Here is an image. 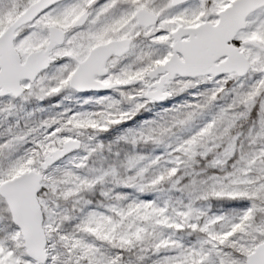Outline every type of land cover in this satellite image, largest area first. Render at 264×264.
<instances>
[{
	"label": "snow or ice",
	"instance_id": "obj_1",
	"mask_svg": "<svg viewBox=\"0 0 264 264\" xmlns=\"http://www.w3.org/2000/svg\"><path fill=\"white\" fill-rule=\"evenodd\" d=\"M0 264H264V0H0Z\"/></svg>",
	"mask_w": 264,
	"mask_h": 264
}]
</instances>
